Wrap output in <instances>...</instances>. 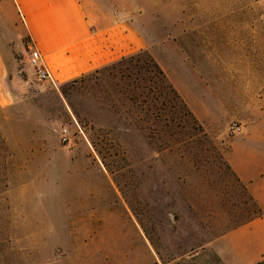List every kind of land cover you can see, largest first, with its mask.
Here are the masks:
<instances>
[{
    "label": "rangeland",
    "instance_id": "1",
    "mask_svg": "<svg viewBox=\"0 0 264 264\" xmlns=\"http://www.w3.org/2000/svg\"><path fill=\"white\" fill-rule=\"evenodd\" d=\"M133 1L144 52L176 92L205 94L211 118L177 107L160 134L163 111L130 102L120 80L135 63L54 85L36 78L26 39L9 38L0 264H223L214 242L263 211L225 152L231 111L264 109V0Z\"/></svg>",
    "mask_w": 264,
    "mask_h": 264
},
{
    "label": "crops",
    "instance_id": "2",
    "mask_svg": "<svg viewBox=\"0 0 264 264\" xmlns=\"http://www.w3.org/2000/svg\"><path fill=\"white\" fill-rule=\"evenodd\" d=\"M133 0H3L0 2V101L14 98L15 79L6 62L8 41L26 39L54 85H64L150 48L138 26ZM198 120L211 118L207 96L192 83L173 82ZM207 82H204V86ZM212 97V96H210ZM246 103L229 114L237 120L228 134L226 162L262 216L222 234L214 249L223 264H256L264 259V109ZM236 112V113H235ZM238 116V117H235ZM224 136V135H223ZM222 136V138H223Z\"/></svg>",
    "mask_w": 264,
    "mask_h": 264
},
{
    "label": "trees",
    "instance_id": "3",
    "mask_svg": "<svg viewBox=\"0 0 264 264\" xmlns=\"http://www.w3.org/2000/svg\"><path fill=\"white\" fill-rule=\"evenodd\" d=\"M140 61H142V63H140ZM125 63H135L133 68L126 69H129L127 73H121L120 75V80H125L127 82V88L125 89L127 91L126 97L130 102L137 103L140 99L142 104H150V108H158L159 111H163V113L160 114V119L157 116V119L160 120V134L161 132L167 131L172 135L171 132L174 131L173 128L178 126L176 119L177 115H175L177 107L184 109L185 113L194 120L192 114L188 111L186 104L174 90L172 85L168 83L163 71L147 52H141L128 58H124L114 64L96 70L94 73L114 70ZM84 77L86 76L79 79ZM79 79L71 81L70 83H75ZM62 94L65 95L64 92H62ZM177 101H179V104H177ZM168 107L170 108L169 110H167ZM159 120H155L153 124L155 125L156 122L159 124ZM254 203L256 204V202ZM262 214L263 211H260L248 221L258 218L262 216ZM256 264H264V259Z\"/></svg>",
    "mask_w": 264,
    "mask_h": 264
},
{
    "label": "built area",
    "instance_id": "4",
    "mask_svg": "<svg viewBox=\"0 0 264 264\" xmlns=\"http://www.w3.org/2000/svg\"><path fill=\"white\" fill-rule=\"evenodd\" d=\"M28 51H29V63L36 74V78L40 81L50 80V75L42 65V57L40 53L35 48L32 47H28Z\"/></svg>",
    "mask_w": 264,
    "mask_h": 264
}]
</instances>
